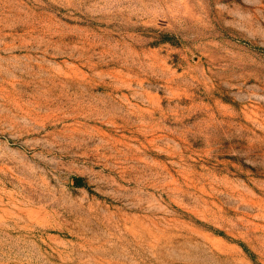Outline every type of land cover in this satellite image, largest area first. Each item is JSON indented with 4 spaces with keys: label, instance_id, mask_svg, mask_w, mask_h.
Instances as JSON below:
<instances>
[{
    "label": "rangeland",
    "instance_id": "obj_1",
    "mask_svg": "<svg viewBox=\"0 0 264 264\" xmlns=\"http://www.w3.org/2000/svg\"><path fill=\"white\" fill-rule=\"evenodd\" d=\"M0 264H264V0H0Z\"/></svg>",
    "mask_w": 264,
    "mask_h": 264
},
{
    "label": "trees",
    "instance_id": "obj_2",
    "mask_svg": "<svg viewBox=\"0 0 264 264\" xmlns=\"http://www.w3.org/2000/svg\"><path fill=\"white\" fill-rule=\"evenodd\" d=\"M76 183H77L78 186H80V187L82 186V180H81V179L78 180V181H76ZM243 248H244V250H245L246 252H248L247 249H246L245 247H243Z\"/></svg>",
    "mask_w": 264,
    "mask_h": 264
}]
</instances>
